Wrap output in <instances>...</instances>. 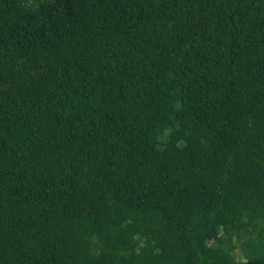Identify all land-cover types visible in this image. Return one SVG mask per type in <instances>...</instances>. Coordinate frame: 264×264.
<instances>
[{
    "label": "trees",
    "instance_id": "obj_1",
    "mask_svg": "<svg viewBox=\"0 0 264 264\" xmlns=\"http://www.w3.org/2000/svg\"><path fill=\"white\" fill-rule=\"evenodd\" d=\"M264 264V0H0V264Z\"/></svg>",
    "mask_w": 264,
    "mask_h": 264
},
{
    "label": "rangeland",
    "instance_id": "obj_2",
    "mask_svg": "<svg viewBox=\"0 0 264 264\" xmlns=\"http://www.w3.org/2000/svg\"><path fill=\"white\" fill-rule=\"evenodd\" d=\"M234 256L236 258V262L237 264H246V262L244 261V259L242 258V256L240 255L239 250L234 251Z\"/></svg>",
    "mask_w": 264,
    "mask_h": 264
}]
</instances>
